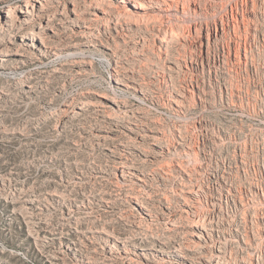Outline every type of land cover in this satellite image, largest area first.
<instances>
[{
    "label": "rangeland",
    "instance_id": "374dc122",
    "mask_svg": "<svg viewBox=\"0 0 264 264\" xmlns=\"http://www.w3.org/2000/svg\"><path fill=\"white\" fill-rule=\"evenodd\" d=\"M164 1L0 0V264H264V0Z\"/></svg>",
    "mask_w": 264,
    "mask_h": 264
},
{
    "label": "bare ground",
    "instance_id": "6f19581e",
    "mask_svg": "<svg viewBox=\"0 0 264 264\" xmlns=\"http://www.w3.org/2000/svg\"><path fill=\"white\" fill-rule=\"evenodd\" d=\"M177 1L178 0H167V1H164V6L167 7V8L169 7L168 9H170V8L179 9L180 7L177 5V3H178Z\"/></svg>",
    "mask_w": 264,
    "mask_h": 264
}]
</instances>
